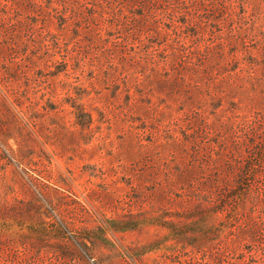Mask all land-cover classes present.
Returning <instances> with one entry per match:
<instances>
[{
    "label": "rangeland",
    "instance_id": "374dc122",
    "mask_svg": "<svg viewBox=\"0 0 264 264\" xmlns=\"http://www.w3.org/2000/svg\"><path fill=\"white\" fill-rule=\"evenodd\" d=\"M0 264H264V0H0Z\"/></svg>",
    "mask_w": 264,
    "mask_h": 264
},
{
    "label": "trees",
    "instance_id": "16d2710c",
    "mask_svg": "<svg viewBox=\"0 0 264 264\" xmlns=\"http://www.w3.org/2000/svg\"><path fill=\"white\" fill-rule=\"evenodd\" d=\"M184 22V21H183ZM191 31H196V27H192V29H191ZM84 115V117L86 116V117H88V119L90 120L91 119V116L90 115H88V114H85V113H83Z\"/></svg>",
    "mask_w": 264,
    "mask_h": 264
}]
</instances>
